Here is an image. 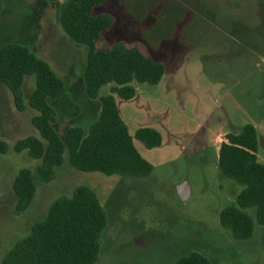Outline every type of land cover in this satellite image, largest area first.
<instances>
[{"label": "rangeland", "instance_id": "rangeland-1", "mask_svg": "<svg viewBox=\"0 0 264 264\" xmlns=\"http://www.w3.org/2000/svg\"><path fill=\"white\" fill-rule=\"evenodd\" d=\"M62 1L2 0L0 47L26 46L63 80V99L49 101L55 109L53 126L63 139L69 127L87 131L97 119L100 101L85 94L86 48L73 43L60 27ZM262 4L264 0H107L93 8V15L113 18L102 33L108 45L140 42L142 50L165 67L157 84L132 82L134 97L116 98L132 137L140 127L161 134L160 146L152 149L133 138L137 151L153 166L145 178L80 172L69 166L64 154L53 178L42 181L37 174L40 161L25 150L14 151L18 139L40 138L30 123L35 111L27 104L35 78L24 77L21 111L0 83V140L6 144L0 154V264L31 225L44 218L51 203L70 197L79 185L93 190L107 214L95 264H174L190 251L213 263L264 264V227L255 221L254 208L244 210L254 221L247 240H234L219 224L220 211L235 204L241 187L217 169L224 134L238 132L246 123L256 129L264 164ZM107 92L103 86L99 96ZM25 169L32 174L35 191L17 213L12 183ZM181 182L189 190L186 199L177 193Z\"/></svg>", "mask_w": 264, "mask_h": 264}, {"label": "trees", "instance_id": "trees-1", "mask_svg": "<svg viewBox=\"0 0 264 264\" xmlns=\"http://www.w3.org/2000/svg\"><path fill=\"white\" fill-rule=\"evenodd\" d=\"M106 1L65 0L60 3L58 16L65 35L86 48L82 71L84 91L89 99L100 101L97 119L86 132L72 126L67 128L63 139L56 132L55 109L49 101L63 99L60 96L65 86L45 60L21 44L7 43L0 47V83L11 92L18 111L22 110L24 77L35 78V88L27 95V104L35 111L30 123L40 138L28 135L18 139L14 151L25 150L31 158L40 161L37 174L44 182L53 178L64 154L69 166L80 172L131 178H145L152 172V164L137 151L133 138L146 149H152L160 146L161 134L155 128L140 127L132 137L119 114L116 98L132 99L135 95L132 82L157 84L165 67L148 56L140 42L108 45L104 41L102 33L111 27L113 18L109 14L93 15L92 10ZM1 6L2 0L0 9ZM103 86H108V92L99 96ZM5 151L6 144L0 140V154ZM217 169L222 177L241 187L235 204L220 211L219 224L234 240H247L252 236L254 221L244 210L254 208L255 221L264 227V164L259 160L253 124L246 123L238 132L224 134L217 153ZM12 190L18 213L34 195L35 185L29 170L18 172ZM106 225L107 214L93 190L79 185L70 197L51 203L44 218L31 225L28 234L15 243L1 264H95L100 252V234ZM261 245L264 249V228ZM174 264L223 263H213L204 254L190 251Z\"/></svg>", "mask_w": 264, "mask_h": 264}, {"label": "water", "instance_id": "water-1", "mask_svg": "<svg viewBox=\"0 0 264 264\" xmlns=\"http://www.w3.org/2000/svg\"><path fill=\"white\" fill-rule=\"evenodd\" d=\"M186 182H181L176 186L177 193L181 199H186L189 195V190L185 186Z\"/></svg>", "mask_w": 264, "mask_h": 264}, {"label": "crops", "instance_id": "crops-1", "mask_svg": "<svg viewBox=\"0 0 264 264\" xmlns=\"http://www.w3.org/2000/svg\"><path fill=\"white\" fill-rule=\"evenodd\" d=\"M262 8H264V5L262 4Z\"/></svg>", "mask_w": 264, "mask_h": 264}]
</instances>
